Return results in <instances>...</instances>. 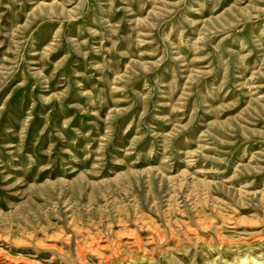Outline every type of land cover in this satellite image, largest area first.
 Wrapping results in <instances>:
<instances>
[{
    "label": "rangeland",
    "instance_id": "1",
    "mask_svg": "<svg viewBox=\"0 0 264 264\" xmlns=\"http://www.w3.org/2000/svg\"><path fill=\"white\" fill-rule=\"evenodd\" d=\"M0 264H264V0H0Z\"/></svg>",
    "mask_w": 264,
    "mask_h": 264
}]
</instances>
